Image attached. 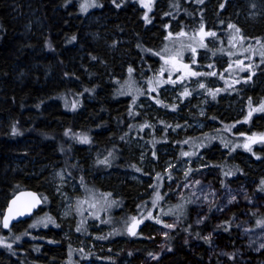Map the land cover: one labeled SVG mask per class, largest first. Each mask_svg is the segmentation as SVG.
Returning <instances> with one entry per match:
<instances>
[{
    "label": "rangeland",
    "instance_id": "rangeland-1",
    "mask_svg": "<svg viewBox=\"0 0 264 264\" xmlns=\"http://www.w3.org/2000/svg\"><path fill=\"white\" fill-rule=\"evenodd\" d=\"M113 1L5 0L17 52L36 43L29 66L11 64V88L22 89L40 72L54 89L29 100L21 132L0 160V186L6 174L20 175L38 185L42 200L39 213L0 229V264H165L174 241L184 264H264V151L254 150L252 141L264 137V119L259 130L253 123L264 111L249 116L264 105V91L250 93L264 88V36L252 32L264 20V0H166L163 5H173L169 13H179L167 18L155 48L139 46L135 30L119 32ZM132 1L120 7L149 26L157 0ZM82 4L91 6L82 11ZM52 39L71 50L55 49L63 55L68 86L47 56ZM132 39L136 58L127 53ZM6 91L0 73V110L8 105ZM119 101L125 104L117 114L102 106ZM91 105L97 118L89 128L64 132L62 145L82 150L80 158H67V171L56 143L35 136L31 112L57 106L81 116ZM214 106L218 116L208 114ZM12 130L11 118L0 112V144ZM83 137L89 142L81 143ZM256 146L264 149V143ZM89 174L103 188L87 184ZM124 180L144 189L130 213L118 212L116 188ZM6 204H0V219ZM133 217L140 229L129 237ZM131 243L149 252L125 253Z\"/></svg>",
    "mask_w": 264,
    "mask_h": 264
},
{
    "label": "trees",
    "instance_id": "trees-1",
    "mask_svg": "<svg viewBox=\"0 0 264 264\" xmlns=\"http://www.w3.org/2000/svg\"><path fill=\"white\" fill-rule=\"evenodd\" d=\"M130 1L132 0L113 1L111 14L113 15L114 18H112L113 20L112 23L114 25H118V27L120 28L119 32H121V34L127 35L128 31L131 32V30H135L137 34L134 37V40L137 42V44H139V46L141 44L150 48L151 47L155 48L159 46L165 34V26L167 23V18L171 14L176 15L179 12L176 11L169 13L172 11L173 5L167 2V4H164L165 5L164 6L163 3H165L166 0H157L154 7V11L151 14L152 16L151 24L149 26H145L141 18L140 21L137 20L135 13L132 14L130 12L129 7H127L126 9L120 7L124 3ZM117 4L119 5V7H117ZM105 7H106L105 2L103 1L101 3V9L104 11ZM5 9H6L5 0H0V73L2 75V81H4L6 85V89H7L6 94L8 96V105L2 108L0 112L5 116H9V118H11V126L15 128V134L13 133V130L12 132L10 131V133H8L9 131L5 133L4 135L5 142H2L0 144V160L2 159L3 154H7L6 148L8 146V143L14 140L17 134H19V131L21 132L20 130V123L22 122L21 114L30 109L29 107L31 106L29 104L30 103L29 100L46 96L54 89V85H52L51 83L43 82L42 74L40 72H33L31 82L27 83V85L24 86L22 89L17 91L11 88L9 84V75H10L9 69L11 64L15 62L17 64L23 65V67L29 66L30 59L34 57V54H32L31 51L35 50L36 43L33 41L31 47H28V49H25L24 51L17 52L18 47L16 46L17 45L16 40L14 39L16 33L15 29L17 30V28L11 26L6 14L4 13ZM67 10L68 9L65 10L66 13L68 12ZM63 12L64 11H60L59 13L63 14ZM140 16H141V10H140ZM182 18L184 19V16H180L178 21L179 20L182 21L183 20ZM66 21L68 22L67 16H65V18H63V21L60 22V26L66 25ZM176 27H179V25H176ZM73 31L70 33V36L75 33ZM252 32L256 35L264 36V20L255 24L253 26ZM68 40L70 42L71 38H69ZM52 41L54 45L50 49L49 48L47 49V56L55 58L56 65L58 66L60 73L62 75L60 77V82L61 84L62 83L64 84L63 86L65 85L68 86L67 83L68 72L65 71L64 68L63 55H56L55 49L57 50L59 48L63 52L71 51V50L70 48L66 47L64 49L62 46H60V41H58L57 39H52ZM135 41H133L132 39L128 42L127 45V53L129 55H133L134 58L139 56V54L136 51V47H134V43L136 44ZM76 73L78 76H81L79 72ZM262 91H264V88L261 90L253 89L251 90L250 93L257 94V93H261ZM124 104H125L124 101H119L114 103L113 105L107 103V104H103L102 106L105 108V111H107L108 114H112L113 109H116L114 113L117 114L121 112L122 108L124 107ZM93 106L94 105L88 106V108L85 107V112L81 116H77L76 112L68 113L64 110H60L57 106H53L51 109L47 110L46 112L43 111L37 112L36 110L35 111L33 110L31 112V114L36 115L35 119L31 122L35 124L31 126L33 129L35 127V136L43 141H53V143H56L57 150L59 154H61L62 160L65 164L64 165L65 170L67 171L70 170L69 166L66 165L68 159L72 160L73 158H80L82 150L76 148H70L71 146L66 147L65 145H62L64 132L67 129L82 130L84 128H89L90 124L97 118L96 113H94V111L92 110ZM215 107L216 106H214L212 109H208L207 110L208 114H212L213 116L216 115L218 116L219 112L213 110ZM263 119L264 118L262 117H256L253 120L254 125H256V130L260 129V125ZM41 123L47 124V128H45V130L39 129L40 128L39 124ZM37 127L38 129H36ZM103 143L104 142H102L101 144ZM44 149H46V146H44ZM119 154H121V156H126L124 152L123 153L120 152ZM262 155L264 157V152L262 153ZM79 166L81 170H83L85 168V163L83 164L79 163ZM99 174L101 175L100 172H96V176ZM74 176L75 175L73 173L72 177ZM85 179L86 181H90V183L86 182L87 184L98 185L99 187L103 188V182H100L92 174H89L88 178L86 175ZM106 182H107L106 188H108L112 180L111 179L106 180ZM22 189H31L37 192L39 190V187L38 185L35 184L34 181L25 182L20 175L13 176L9 173L6 174L2 178L1 186H0V204H2L1 207L3 208V203L7 202L8 199L15 192ZM143 190L144 189L142 186L136 184L133 181H129V180L119 181L118 186L116 188V193L120 199V205L121 204L122 205L118 212L120 213L125 211L130 213L131 211H133L137 203L140 202L142 199ZM17 224L21 225L23 224V222H19ZM175 242L176 241L173 242L174 254H172L166 259L165 264H184L185 262V255L183 254L182 249L181 247L176 246ZM148 249H149L148 246L145 244L131 243L127 245L125 249L126 250L125 253H128L130 255L135 252L147 253L149 252ZM130 264H132V262H130Z\"/></svg>",
    "mask_w": 264,
    "mask_h": 264
},
{
    "label": "water",
    "instance_id": "water-1",
    "mask_svg": "<svg viewBox=\"0 0 264 264\" xmlns=\"http://www.w3.org/2000/svg\"><path fill=\"white\" fill-rule=\"evenodd\" d=\"M256 142L264 143V140L261 137L255 139ZM15 201V204H13ZM12 208V212H9V208ZM42 207V200L38 194V192L31 189H22L15 192L7 201V204L4 208L2 217L0 219V229L4 232L11 229L12 226L19 222H25L30 219L34 213L38 212ZM22 213V214H20ZM5 216H11L9 220V226L7 228L3 227V220ZM129 228V227H128ZM140 229V224L137 223L135 227V232L137 233ZM129 237H133L134 235H130Z\"/></svg>",
    "mask_w": 264,
    "mask_h": 264
},
{
    "label": "snow or ice",
    "instance_id": "snow-or-ice-1",
    "mask_svg": "<svg viewBox=\"0 0 264 264\" xmlns=\"http://www.w3.org/2000/svg\"><path fill=\"white\" fill-rule=\"evenodd\" d=\"M88 6H91V5L82 4V5H81V10H82V11L86 10V8H87ZM142 6H143V7H146V8H149V10H150V5H149L148 3H143V2H142ZM117 7H119L118 4H117ZM145 20H146V22H148L147 13H145ZM230 27H234V26H231V25H230ZM236 31H237V33H238V32H239V29H236ZM201 32H203V27H201ZM203 34L206 35V36H207V35H211V36H214V35H215V33H203ZM180 35H184V33L182 32V33H180ZM201 46L203 47L204 45L201 44ZM172 62H173V59H172V58H170L169 60H165V63H166V64H167V63H172ZM184 67H187V65H185ZM162 70H163V69H162ZM131 72H132V69L129 68V73H131ZM212 74L214 75L215 73H212ZM192 75H196V73H192ZM201 87L203 88L204 85L201 84ZM184 95H188V93L185 92ZM213 95H214V93H213ZM73 107H75V105H74ZM254 111H264V105H262L260 108H253V109L249 112V116H251V115H252V112H254ZM13 133L15 134V128H13ZM66 135H67V133H66ZM249 139H251V138H249ZM261 139L264 140V137H261ZM80 142H81V143H88L89 141H88V138H87V137H83V138H80ZM253 142H256V141L253 140ZM244 147L246 148V150H249V151L251 150L248 144H245ZM184 155H189V153H184ZM105 162H106V161H100V163H105ZM160 199H161V196L159 195V193H157L155 199L153 200V205L155 206L156 202H157L158 200H160ZM113 203H114V202H113ZM13 204H15V201H13ZM91 206H92V207H95V205H91ZM9 212H10V213L12 212V208H11V207L9 208ZM20 214H22V213H20ZM11 218H13V217H11V216H5V217H4V220H3V227L7 228V227L9 226V220H10ZM132 221H133V223L129 226V228H128V232H129L130 235H135V234H136V232H135V227H136L138 221H136V218H135V217L132 218ZM157 222H159V221H157ZM258 223H259V222H258ZM165 227H172V225H165ZM77 230L79 231V228H78ZM0 243H2V242H0ZM7 246H8V247H11V245H7Z\"/></svg>",
    "mask_w": 264,
    "mask_h": 264
},
{
    "label": "flooded vegetation",
    "instance_id": "flooded-vegetation-1",
    "mask_svg": "<svg viewBox=\"0 0 264 264\" xmlns=\"http://www.w3.org/2000/svg\"><path fill=\"white\" fill-rule=\"evenodd\" d=\"M255 139H256V138H252V141L255 140ZM254 143H255L256 145H260V144H262V142H254ZM256 145L253 146V149H254V150L257 149V150H261V151L263 150V151H264V149H262L261 147H257ZM41 210H42V207H41V209H40L39 211H41ZM39 211H38V212H39ZM36 213H37V212H36ZM36 213H34V215H35Z\"/></svg>",
    "mask_w": 264,
    "mask_h": 264
},
{
    "label": "bare ground",
    "instance_id": "bare-ground-1",
    "mask_svg": "<svg viewBox=\"0 0 264 264\" xmlns=\"http://www.w3.org/2000/svg\"><path fill=\"white\" fill-rule=\"evenodd\" d=\"M123 153V152H122ZM40 196V195H39Z\"/></svg>",
    "mask_w": 264,
    "mask_h": 264
}]
</instances>
